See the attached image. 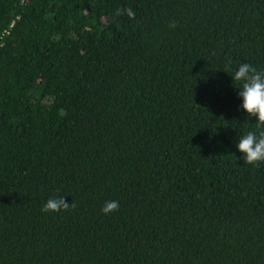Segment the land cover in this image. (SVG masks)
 Listing matches in <instances>:
<instances>
[{
	"label": "trees",
	"instance_id": "obj_1",
	"mask_svg": "<svg viewBox=\"0 0 264 264\" xmlns=\"http://www.w3.org/2000/svg\"><path fill=\"white\" fill-rule=\"evenodd\" d=\"M243 63L264 0H0V264H264Z\"/></svg>",
	"mask_w": 264,
	"mask_h": 264
},
{
	"label": "clouds",
	"instance_id": "obj_2",
	"mask_svg": "<svg viewBox=\"0 0 264 264\" xmlns=\"http://www.w3.org/2000/svg\"><path fill=\"white\" fill-rule=\"evenodd\" d=\"M127 14L134 18L135 13L132 9H118L116 16ZM175 27V24L170 25ZM234 81L242 82L239 88V96L242 98L241 108L246 111L248 116L255 117L257 128L261 129L258 134L249 131L238 141V149L243 153L244 162L257 166L264 163V71H259L251 64H240L238 70L233 75ZM75 208V203L66 202L65 196L50 197L42 206V211L60 212ZM119 210V201H105L101 211L104 214H111Z\"/></svg>",
	"mask_w": 264,
	"mask_h": 264
}]
</instances>
